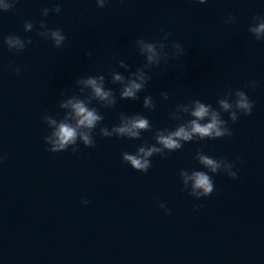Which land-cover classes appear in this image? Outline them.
<instances>
[{
  "label": "water",
  "instance_id": "95a60500",
  "mask_svg": "<svg viewBox=\"0 0 264 264\" xmlns=\"http://www.w3.org/2000/svg\"><path fill=\"white\" fill-rule=\"evenodd\" d=\"M258 14L264 16L261 0H106L104 7L95 0H33L6 264H264V39L249 31L260 22L254 19ZM52 28L66 36L60 46L46 35ZM140 39L158 49L163 43L168 55L145 69L149 79L137 99H121L122 85L112 75L127 77L121 61L131 71L146 63ZM89 75H104L115 96L112 106L91 98L88 89L80 91L77 81ZM237 89L254 105L235 123L221 111L231 136L154 153L146 173L123 160V153L155 144L157 129H174L192 118L178 106L191 107L198 99L219 110L218 101L232 102ZM73 95L88 98L103 117L91 132L94 146L78 138L76 145L50 152L45 137L53 126L44 117L62 120L68 109L60 104ZM145 96L155 108L144 106ZM136 113L152 126L139 138L101 133L118 125L121 114ZM198 152L234 162L237 178L223 169L209 173L214 191L190 195L192 181L185 187L181 172L207 171Z\"/></svg>",
  "mask_w": 264,
  "mask_h": 264
},
{
  "label": "clouds",
  "instance_id": "9594fccd",
  "mask_svg": "<svg viewBox=\"0 0 264 264\" xmlns=\"http://www.w3.org/2000/svg\"><path fill=\"white\" fill-rule=\"evenodd\" d=\"M98 7H104L106 0H95ZM200 4L206 3V0H198ZM264 3V0H261ZM11 7L9 0H0V10H8ZM56 11H59V6H56ZM231 17V15H229ZM260 22L254 26H250L249 31L255 34L256 38L264 39V16L259 14L254 17ZM32 24L27 22L26 29H30ZM170 33H165L167 39ZM47 37L54 41L56 46H60L65 41L66 36L60 28L48 29ZM5 43L9 49H23L25 43L23 39L14 34L5 37ZM139 52L142 56L146 57V63L139 66L135 71L129 69V65L121 61V67L128 72L127 77L119 72L112 75V82H119L122 87L120 89L121 99H137V94L140 92L147 83L149 77L145 71L146 68L158 65L164 56L168 53L163 51V43L159 44V49L156 43L146 42L144 39L137 41ZM176 54L182 51L179 44L174 45ZM17 73L20 71L19 67L14 69ZM78 84L83 85L80 91L83 93L85 89L89 90V96L102 103L104 107H110L115 103V96L110 88L105 87L104 75H89L86 78H81L77 81ZM252 87H256V82H250ZM160 95L168 98L167 92H161ZM234 99L229 102L227 99H220L218 104L220 109L217 110L211 104L202 103L200 100L192 102L189 105L178 106L177 111L182 110L188 113L192 118L180 123L174 129L164 128L157 129L154 139L155 144L140 146L134 154L125 152L122 154L123 160L129 162L130 166L140 172H147L151 167V157L154 153H163L165 149L173 151L182 147V142L192 140H203L204 138L216 139L225 136H231L232 131L226 126L227 121L221 117V111L228 112L233 123H235L241 115L247 116L253 110L254 102L250 100L249 96L244 90L237 89L234 93ZM144 106L147 108H155L151 96L144 97ZM61 108L68 109L65 117L59 122L50 116H45L44 119L47 123L53 126L51 134L45 137V141L50 145L47 150L50 152H59L68 149L69 145H76L78 138L83 141L87 146H94V140L91 132L98 122L103 119L95 107L90 106L88 98H81L73 95L65 99L61 104ZM175 117L176 113H172ZM149 119L143 114L136 113L133 115L121 114V119L118 125H115L109 130L107 127L101 128V133L104 136L118 135L128 138H139L141 130L151 129ZM73 152L77 149L73 148ZM197 158L207 171L196 170L188 174L187 171H182L184 185L187 187L188 181H192L190 195L197 198L209 196L214 191V183L212 176L209 173H216L218 170L223 169L227 175L233 179L237 178V171H233L236 167L235 163H228L218 161L217 159L198 152ZM3 159V157H0ZM87 204V200L81 201ZM159 207L166 213L168 208L163 201L159 202Z\"/></svg>",
  "mask_w": 264,
  "mask_h": 264
}]
</instances>
